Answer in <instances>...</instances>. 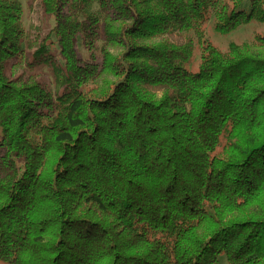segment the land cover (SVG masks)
I'll return each instance as SVG.
<instances>
[{
    "label": "trees",
    "instance_id": "1",
    "mask_svg": "<svg viewBox=\"0 0 264 264\" xmlns=\"http://www.w3.org/2000/svg\"><path fill=\"white\" fill-rule=\"evenodd\" d=\"M29 3L25 48L0 0V264H264V31L206 35L264 0Z\"/></svg>",
    "mask_w": 264,
    "mask_h": 264
},
{
    "label": "rangeland",
    "instance_id": "2",
    "mask_svg": "<svg viewBox=\"0 0 264 264\" xmlns=\"http://www.w3.org/2000/svg\"><path fill=\"white\" fill-rule=\"evenodd\" d=\"M21 6H22V16H21V22L25 29V38L23 41V46L25 48L30 47L32 45L29 34L35 30L34 26V20L36 14L31 7L29 0H20ZM91 9H97V3L92 4ZM54 21L51 18L49 20V26H53ZM257 31H264V25L256 22H252L246 25H242L239 28H237L235 31H233L229 35H220L216 33L213 29L212 23H210L207 27L206 35L211 38L218 46L221 48H226L229 44V42L234 41L237 43L241 42H251L254 38V35ZM192 38H195L193 34H189ZM111 51H114L113 48H111ZM25 55L24 53L20 54L16 60V63L12 66L11 70L15 71L18 69H24L26 68V65L24 64ZM197 61V60H196ZM192 70L193 68H190ZM40 72L43 73L50 85V88L52 92L54 93L57 87V80L55 75L50 71V69L47 66H41L39 68ZM215 264H229L226 258L225 253H221L218 257V260Z\"/></svg>",
    "mask_w": 264,
    "mask_h": 264
}]
</instances>
